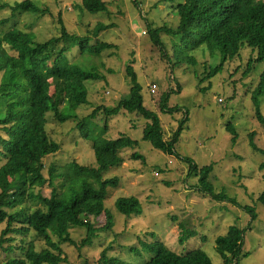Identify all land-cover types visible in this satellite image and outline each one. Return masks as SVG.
I'll return each mask as SVG.
<instances>
[{
    "label": "rangeland",
    "instance_id": "rangeland-1",
    "mask_svg": "<svg viewBox=\"0 0 264 264\" xmlns=\"http://www.w3.org/2000/svg\"><path fill=\"white\" fill-rule=\"evenodd\" d=\"M24 1L27 0H0V36L16 29L29 33L35 42L44 43L61 34L59 20H62L69 33L88 37L92 44H114V49L100 56L80 54L73 42L64 45L72 64L86 71L97 69L106 76L104 80L86 82L88 103L72 109L71 114L82 119L101 107L92 119H87L92 137L114 140L122 135L138 141L137 147L119 152L124 160L120 167L103 175L104 180L118 179L116 188L108 189L105 201L106 210L114 218L112 229L100 232L92 245L82 249L70 243L61 244L64 264H105L102 260L105 256L129 264H143L151 257V253L143 249V244L149 242H163L179 253L200 248L211 264H223L215 242L225 237L231 227L245 233V256L231 264H264V206L258 202L264 192V153L250 145L253 133L255 143L264 150V124L257 118L252 97L264 73V63L255 61L257 49L244 47L217 75L202 81L206 73L220 64L221 53L217 47L186 48L178 38L163 33L164 52L152 42L148 32V25L175 29L180 21L178 7L183 5V0L173 3L102 0L109 14L95 15L83 10L82 0H28L47 14L15 13L12 8ZM98 24L113 26L95 36ZM127 65L142 85L145 107L159 115L166 138L183 123L175 154H166L143 140L148 120L137 113L121 111L107 122L104 108L115 107L120 99L129 95ZM153 84L157 86L155 90L150 88ZM164 95H170L168 107L177 106L180 110L173 114L162 113L160 100ZM62 108L69 110L67 105ZM260 110L264 115V95ZM53 117V112H49L47 128L61 148L45 161L48 183L42 192L47 198L53 190L50 178L54 187L66 191L72 163L96 167L92 143L81 136L77 122L59 123ZM229 125L237 131V143L234 133L227 130ZM134 152L141 154L145 163L130 160ZM193 166L198 173L211 167L208 184L213 193H225L241 206L253 208L256 221L252 222L251 215L241 207L230 202L215 203L201 193L198 176L190 169ZM52 168L56 171L51 175ZM131 197L140 201L142 213L131 217L119 214L115 202ZM90 222L97 228L103 227L105 215L96 221L91 218ZM4 229L5 224H1L0 234ZM183 232L191 237L181 241ZM70 235L73 241L80 242L86 239L87 232L70 228ZM14 238L16 245L21 244V238ZM52 239L59 242L56 237ZM26 241L42 252L49 248L46 241L34 233ZM18 256H22L21 250L5 251L0 247V264Z\"/></svg>",
    "mask_w": 264,
    "mask_h": 264
},
{
    "label": "trees",
    "instance_id": "trees-1",
    "mask_svg": "<svg viewBox=\"0 0 264 264\" xmlns=\"http://www.w3.org/2000/svg\"><path fill=\"white\" fill-rule=\"evenodd\" d=\"M183 1V5L178 7L180 21L175 29L166 26L153 28L148 25L152 42L162 51L165 52L161 39L163 33L178 38L181 46L186 48L195 49L201 45L217 47L221 53L220 64L206 73L202 81L217 75L227 61L240 55L246 46L257 49L256 63H264V1ZM82 8L92 15L109 14L108 7L102 0H82ZM12 9L18 14H47L28 0L16 4ZM59 24L61 34L44 43L35 42L29 33L16 29L0 36V225L5 224V229L0 234V247L5 251L21 250L22 253V256L13 257L4 264H64L61 244L70 243L82 249L92 245L100 232L112 229L114 218L106 210L105 201L108 189H115L118 179L104 180L103 175L124 163L119 155L120 151L138 146V141L122 135L114 140L92 137V129L87 119H92L101 107L82 119L71 114L72 109L88 103L86 82L104 80L106 76L101 75L97 69L86 71L72 64L67 56L69 50L64 45L73 42L78 46L80 54L100 56L105 51L114 49V44H92L88 37L69 33L62 20H59ZM111 26L113 25L98 24L94 35L98 36ZM125 75L130 85L129 95L120 99L115 107L104 108L107 122L108 118L121 111L137 113L148 120L143 140L149 141L154 148L166 154H175L183 123L167 139L159 115L145 107L142 85L130 65L126 66ZM180 90L179 86L177 92ZM263 95L264 73L252 94L256 115L262 124L264 115L260 110V102ZM169 99L170 95L161 98L162 113L173 114L180 110L177 106L168 107ZM66 105L69 110L62 108ZM49 112H53V118L59 123L69 120L77 122L81 136L92 143L96 167L72 163L71 179L66 191H59L54 187L53 179L50 178L49 184L53 190L50 198H47L42 192L48 183L45 161L50 155L57 154L61 148L49 135ZM107 122L105 131L108 128ZM227 130L234 133L233 139L237 143L235 127L229 125ZM250 145L254 150L264 153L255 143L253 133ZM130 160L145 163V158L138 152L132 153ZM190 169L192 174L198 176L199 191L208 195L211 201L233 203L248 212L252 222L256 221L257 214L253 208L241 206L225 193H213L208 184L211 167L203 168L199 173L196 166ZM55 171L52 168L50 174ZM258 202L264 206V192L259 196ZM115 208L126 217L140 215L143 211L140 201L133 197L118 199ZM103 215L106 218L105 226L97 228L91 224V218L96 221ZM70 228L85 229L86 239L73 241ZM31 233L46 241L48 250H36L33 243H28L26 239ZM14 237L21 238V244L16 245ZM52 237H56L59 242L53 241ZM190 237L191 234L183 232L181 241ZM244 244L243 230L231 227L225 237L217 238L215 248L223 264H231L238 263L243 256ZM143 249L151 253V257L143 264H211L207 254L200 248L179 253L169 249L163 242H149L143 244ZM102 260L105 264H129L106 256Z\"/></svg>",
    "mask_w": 264,
    "mask_h": 264
},
{
    "label": "built area",
    "instance_id": "built-area-1",
    "mask_svg": "<svg viewBox=\"0 0 264 264\" xmlns=\"http://www.w3.org/2000/svg\"><path fill=\"white\" fill-rule=\"evenodd\" d=\"M150 88H151V90H155L157 88V86L155 84H153Z\"/></svg>",
    "mask_w": 264,
    "mask_h": 264
}]
</instances>
